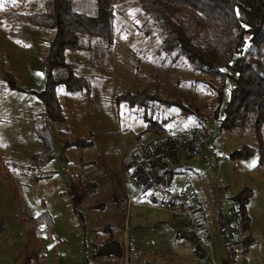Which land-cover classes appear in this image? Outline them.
<instances>
[{
  "label": "rangeland",
  "instance_id": "374dc122",
  "mask_svg": "<svg viewBox=\"0 0 264 264\" xmlns=\"http://www.w3.org/2000/svg\"><path fill=\"white\" fill-rule=\"evenodd\" d=\"M0 5V55L16 78L14 86L0 78V264H26L18 252L26 242L29 219L44 209L53 218L52 232L49 236L45 224L38 223L43 255L31 264H264V160L257 153L231 155L242 144L254 143L251 127H220L234 85L231 75L218 99L183 54L163 49L161 25L136 0L116 2L111 45L86 34L88 47L64 49V62L73 63V71L87 77L89 85L67 90L58 83L66 118L45 125L51 132V157L36 164L34 153L45 151L35 133L34 120L44 109L36 91L45 85L44 56L54 28L5 13L41 11L45 0H0ZM72 5L96 13V0H72ZM53 72L61 79L69 69L61 65ZM155 84L162 96L180 98L187 113L178 105L152 110L117 99L124 90L152 89ZM147 113L163 120L177 145L174 154L165 156L174 169L169 182L144 191L125 160L132 150L157 144L168 149L170 141L144 130ZM195 132L197 152L182 143ZM76 138L89 143L65 146ZM77 175L96 180L97 188L74 208L66 187ZM245 187L251 192L245 202L243 249L239 234L238 241L225 238L218 216L239 206L235 196ZM166 190L184 192L196 211L197 231L188 229L181 211L173 210L178 199L174 204L161 201ZM107 225L114 227L122 255L96 260L94 245L102 241Z\"/></svg>",
  "mask_w": 264,
  "mask_h": 264
},
{
  "label": "trees",
  "instance_id": "16d2710c",
  "mask_svg": "<svg viewBox=\"0 0 264 264\" xmlns=\"http://www.w3.org/2000/svg\"><path fill=\"white\" fill-rule=\"evenodd\" d=\"M122 0H96V13L89 14L73 8L72 0H45V7L37 12H21L5 10L14 18H23L35 24L54 28L48 50L44 56L46 80L44 87L36 91L41 98L44 109L34 120L35 133L41 138L45 151L35 152L33 158L38 163L50 159L51 140L45 125L49 120L66 118L56 89L58 83H63L67 90H79L89 85L88 78L75 73L74 64L64 62L66 48L88 47L84 41L86 34L96 35L106 40L108 45L114 36V4ZM143 11L152 20L159 23L163 31L162 47L164 50H176L183 54L195 70L197 77L209 92H214L221 98L226 79L231 75L234 85L223 107L220 127L225 130L253 129L255 139L252 144H242L232 150L233 157L247 158L255 153L260 161L264 160V0H136ZM66 65L69 72L64 78L54 75V68ZM232 72H230V70ZM235 71V73H233ZM0 78L6 83L15 85V76L5 66V60L0 55ZM117 99L126 100L129 105L143 106L144 109H154L160 105H178L181 111L187 113L188 107L177 97H165L160 94L158 84L152 89L142 88L137 91L124 90L117 94ZM146 126L144 130L154 131L159 136L168 138V149L157 144L154 148L141 152L132 150L125 160V168L130 171L134 180L146 191L153 184L165 185L169 182L174 169L167 166V152L175 153L177 139L167 133L163 120L144 114ZM143 130V131H144ZM196 132L188 141L183 140L198 151L194 141ZM164 142H167L164 139ZM88 140L76 138L66 141L65 146L85 145ZM97 188L94 179H85L82 175L70 178L67 182V193L70 204L75 208ZM251 192L245 187L236 194L239 206L228 212L219 213L218 222L225 238L242 241L245 248L244 231L240 237H235V225L241 223L243 230L247 225L248 216L245 213L246 200ZM165 204H174L176 199L161 200ZM182 201H177L181 207ZM38 223H44L50 236L53 218L46 209L29 219L26 228L27 239L19 250L18 256L24 263H39L43 255V244L37 234ZM100 243L94 245V259L102 257L117 258L122 255V244L116 236L114 227L107 225ZM95 264H98L96 262Z\"/></svg>",
  "mask_w": 264,
  "mask_h": 264
},
{
  "label": "built area",
  "instance_id": "2783aa9c",
  "mask_svg": "<svg viewBox=\"0 0 264 264\" xmlns=\"http://www.w3.org/2000/svg\"><path fill=\"white\" fill-rule=\"evenodd\" d=\"M157 184H153L152 186V189H156V186ZM160 187V186H159ZM164 194L166 196V200H170V199H178V201H181L182 199V202H181V207H173V210H178V211H181L186 219L189 221L190 223V226L188 229H192L194 231H197V224H196V211L194 209V206H192V203L188 202L185 197H184V192L183 191H180L179 193H171L170 190H166L164 191ZM128 201H133L132 198H128ZM178 208V209H176ZM236 227V232L240 235H242V226L241 224H236L235 225ZM150 242H153V239L150 240ZM247 264H251V263H247Z\"/></svg>",
  "mask_w": 264,
  "mask_h": 264
},
{
  "label": "snow or ice",
  "instance_id": "6c2138e0",
  "mask_svg": "<svg viewBox=\"0 0 264 264\" xmlns=\"http://www.w3.org/2000/svg\"><path fill=\"white\" fill-rule=\"evenodd\" d=\"M0 7H2V5H0Z\"/></svg>",
  "mask_w": 264,
  "mask_h": 264
},
{
  "label": "crops",
  "instance_id": "0c3cea01",
  "mask_svg": "<svg viewBox=\"0 0 264 264\" xmlns=\"http://www.w3.org/2000/svg\"><path fill=\"white\" fill-rule=\"evenodd\" d=\"M117 236V235H116Z\"/></svg>",
  "mask_w": 264,
  "mask_h": 264
}]
</instances>
